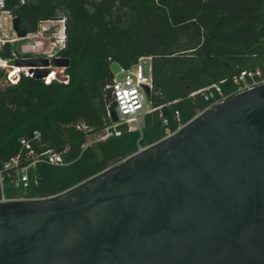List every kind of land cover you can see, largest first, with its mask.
<instances>
[{"label":"trees","instance_id":"obj_1","mask_svg":"<svg viewBox=\"0 0 264 264\" xmlns=\"http://www.w3.org/2000/svg\"><path fill=\"white\" fill-rule=\"evenodd\" d=\"M22 1L5 0V10L26 33L41 21L65 20V48L56 57L69 60V80L20 75L14 85H0V169L33 132L40 134L34 151L59 153L63 164L37 163L25 189L6 179L7 199L60 194L160 141L166 130L176 132L207 108L192 95L199 90L218 85L231 96L242 72L258 70L264 79V0ZM12 54L13 44L0 48V58L15 63ZM142 57L151 58L149 98L159 109L144 117L141 131L120 125L118 136L87 145L89 135L112 125L111 65L127 69ZM4 76L0 69V83ZM79 123L90 132L76 130Z\"/></svg>","mask_w":264,"mask_h":264},{"label":"water","instance_id":"obj_2","mask_svg":"<svg viewBox=\"0 0 264 264\" xmlns=\"http://www.w3.org/2000/svg\"><path fill=\"white\" fill-rule=\"evenodd\" d=\"M15 65L42 80L69 60ZM0 264H264V84L60 194L0 202Z\"/></svg>","mask_w":264,"mask_h":264},{"label":"built area","instance_id":"obj_3","mask_svg":"<svg viewBox=\"0 0 264 264\" xmlns=\"http://www.w3.org/2000/svg\"><path fill=\"white\" fill-rule=\"evenodd\" d=\"M21 2H23L21 0ZM4 15H9L5 10V0H0V24ZM51 25H59L53 35H48L47 30ZM55 37V40L54 38ZM15 41H25L24 45L30 47V52L39 55L38 58H59L56 57V53L65 48L66 34H65V20L60 19L57 21H41L38 24V29L33 33H26L24 38H17L16 40H1L0 48L6 44H13ZM13 60L20 59L15 54H12ZM27 59V58H26ZM55 67H49L50 74L54 72L52 69ZM0 69L5 71V76L1 81V86L14 85L20 75L25 77H33V73H29L28 68H20L11 63L10 60H4L0 58ZM55 75L50 79L60 84L66 85L68 83V76L65 73V68H62L60 73H54ZM49 77V76H48ZM48 77L43 78L46 80ZM233 83L237 86L233 95L243 93L251 90L255 87L264 84V79L261 78V73L257 71L242 72L238 77L233 80ZM109 92V99L111 107L107 112L108 118L111 120V112L114 111L117 117V122L103 131L101 141L106 140L111 136H118L120 133L117 131V126L126 125L128 132L141 131L144 117L159 108H153L150 102L149 95L152 92V76H151V58L142 57L138 59L135 65L130 68L124 69L120 67V71L117 75L113 74L112 82L106 87ZM200 94L203 99L208 103L206 109L219 105L227 100L231 96H225L218 85H212L208 88L199 90L192 94ZM205 109V110H206ZM178 120V114L175 115ZM163 124H167V121H163ZM184 125H180L182 128ZM75 129L84 133L90 132V129L79 123L75 125ZM165 137L172 135L168 130L165 131ZM164 137V138H165ZM40 134L33 132L31 135V141L27 139L20 140V151L2 163L0 169V202L23 200L28 198H12L7 199L5 197L4 185L6 179L15 188H27L28 176L27 171L33 168L39 162H45L50 165H62V156L59 153H55L51 150L37 154L33 147L32 141H38ZM149 146L141 147L135 153L141 152Z\"/></svg>","mask_w":264,"mask_h":264},{"label":"rangeland","instance_id":"obj_4","mask_svg":"<svg viewBox=\"0 0 264 264\" xmlns=\"http://www.w3.org/2000/svg\"><path fill=\"white\" fill-rule=\"evenodd\" d=\"M5 19L2 20L0 24V39L1 40H16V35L15 32L13 31L12 28V20L13 18L10 15H4ZM59 25H51L48 30L47 34L48 35H53ZM55 40V37H52ZM25 41H15L14 44V49L16 51L17 56L20 59H26V58H38L40 57L39 55H36L35 53L30 52V47H27L24 45ZM58 70V71H57ZM62 68H53L52 71L54 73H60ZM111 70L114 75H117L118 72L120 71V67L117 64H112L111 65ZM50 76H52L50 74ZM103 131L100 133L92 134L89 135L86 139V144L91 145L95 142L101 141V138L103 136ZM112 167V166H111ZM110 168V167H109Z\"/></svg>","mask_w":264,"mask_h":264},{"label":"bare ground","instance_id":"obj_5","mask_svg":"<svg viewBox=\"0 0 264 264\" xmlns=\"http://www.w3.org/2000/svg\"><path fill=\"white\" fill-rule=\"evenodd\" d=\"M57 71H58V70H57ZM51 75H52V76L49 75V77H53L55 74L53 73V74H51Z\"/></svg>","mask_w":264,"mask_h":264},{"label":"crops","instance_id":"obj_6","mask_svg":"<svg viewBox=\"0 0 264 264\" xmlns=\"http://www.w3.org/2000/svg\"><path fill=\"white\" fill-rule=\"evenodd\" d=\"M4 19H5V17H4ZM3 20V19H2ZM2 22V21H1ZM17 39V38H16ZM14 45V44H13Z\"/></svg>","mask_w":264,"mask_h":264}]
</instances>
